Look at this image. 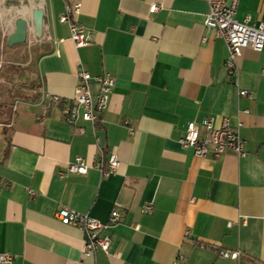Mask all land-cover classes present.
Masks as SVG:
<instances>
[{
	"label": "crops",
	"instance_id": "obj_1",
	"mask_svg": "<svg viewBox=\"0 0 264 264\" xmlns=\"http://www.w3.org/2000/svg\"><path fill=\"white\" fill-rule=\"evenodd\" d=\"M75 2L73 18L91 33L82 46L59 19ZM9 9L20 17L6 46L36 43L38 97L13 98L0 120V255L10 256L0 264H264V47L243 48L229 77L224 41L203 26L205 0H18ZM245 16L264 20V0H239L235 18ZM81 70L94 92V76L114 78L94 123L61 111ZM206 116L239 124L243 156L200 158L179 146L187 122ZM110 153L119 164L102 175L94 164ZM76 156L87 171L59 176ZM62 206L105 224L107 253L83 254V230L57 217Z\"/></svg>",
	"mask_w": 264,
	"mask_h": 264
},
{
	"label": "built area",
	"instance_id": "obj_2",
	"mask_svg": "<svg viewBox=\"0 0 264 264\" xmlns=\"http://www.w3.org/2000/svg\"><path fill=\"white\" fill-rule=\"evenodd\" d=\"M207 11L204 15L203 26L210 30L214 37L221 38L227 49L223 60V68L229 77H233L238 68L237 59L241 55L242 49L250 47L255 51H260L264 47V20L250 22L249 16L242 20L235 18L239 0H205ZM79 2L73 4L64 3L63 11L59 19L66 22L69 28L70 38L75 46H82L90 41L91 33L84 28L73 14L79 11ZM158 5L151 3L149 11L153 12ZM264 72V69H262ZM80 81L74 88L73 105H64L61 111L65 119L70 123H75L77 119L90 121L92 123L99 119L102 110L105 108L110 90L114 84V78L110 74H101L94 76L97 84V90L94 92L89 86L91 75L85 70L79 72ZM240 95H247V91L240 89ZM48 100L58 103L60 100L56 95H48ZM128 124V120L123 121ZM81 130V129H80ZM130 133L133 132L129 127ZM178 144L181 148H191L193 154L204 158L207 155L218 157L225 150L233 151L237 156H243L244 141L239 133V124H232L228 116H221L217 122L211 116L203 117L198 122L189 120L186 124L184 133L178 138ZM119 161L114 153H110L106 158L100 156L95 162L102 175H107L115 170ZM88 164L82 156H76L69 162L63 172L85 173ZM150 206L143 207L144 212L150 211ZM57 217L65 223L73 226H79L83 230V254L87 255L98 250L107 253L109 248V237L100 233L105 227L97 219L87 213H79L66 206L60 207L56 212ZM118 218L116 209H112L109 214V220L114 221ZM219 254L224 257L238 259L240 251L222 249ZM9 255L1 254L0 261H7ZM173 264H176L174 262Z\"/></svg>",
	"mask_w": 264,
	"mask_h": 264
},
{
	"label": "rangeland",
	"instance_id": "obj_3",
	"mask_svg": "<svg viewBox=\"0 0 264 264\" xmlns=\"http://www.w3.org/2000/svg\"><path fill=\"white\" fill-rule=\"evenodd\" d=\"M36 43L27 38L24 43L5 46L0 54V101L18 97H31L36 82L32 75ZM17 92V93H18Z\"/></svg>",
	"mask_w": 264,
	"mask_h": 264
},
{
	"label": "trees",
	"instance_id": "obj_4",
	"mask_svg": "<svg viewBox=\"0 0 264 264\" xmlns=\"http://www.w3.org/2000/svg\"><path fill=\"white\" fill-rule=\"evenodd\" d=\"M18 0H0V54L3 50V48L7 45V41H8V37L10 35V30H11V23L10 21L12 20V18H14V23L16 21L17 18H19L20 16H16V12H12L11 9H9V6L12 5H17ZM7 8L9 10H7ZM24 43V42H22ZM31 86L35 88L34 92L32 93L31 97H19V92H15V95L18 96L19 98H23V99H36L38 97V85L36 82H31ZM12 99L8 101L5 100H1L0 101V120H6V118H9L12 114ZM6 154V152H5Z\"/></svg>",
	"mask_w": 264,
	"mask_h": 264
},
{
	"label": "water",
	"instance_id": "obj_5",
	"mask_svg": "<svg viewBox=\"0 0 264 264\" xmlns=\"http://www.w3.org/2000/svg\"><path fill=\"white\" fill-rule=\"evenodd\" d=\"M34 12H35V15L37 16V22H36V27L35 28L37 30H40V22H39V18H38L39 15H40V11L39 10H35Z\"/></svg>",
	"mask_w": 264,
	"mask_h": 264
}]
</instances>
